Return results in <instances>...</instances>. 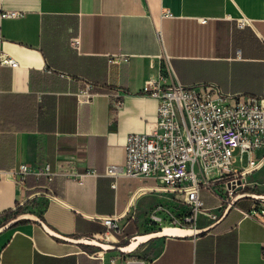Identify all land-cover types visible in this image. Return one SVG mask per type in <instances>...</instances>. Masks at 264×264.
Masks as SVG:
<instances>
[{
    "label": "crops",
    "instance_id": "crops-1",
    "mask_svg": "<svg viewBox=\"0 0 264 264\" xmlns=\"http://www.w3.org/2000/svg\"><path fill=\"white\" fill-rule=\"evenodd\" d=\"M0 49L18 63L0 69V216L34 200L29 209L61 237L102 236L100 218L130 237L150 229L162 193L154 178L107 170L125 164L128 135L154 130L152 90L262 95L264 0H0ZM87 84L93 96L81 101ZM254 157L249 180L263 193L264 149ZM46 166L51 181L37 174ZM201 198L220 205L206 190ZM218 221L102 260L23 220L0 233V264H264V202L240 199Z\"/></svg>",
    "mask_w": 264,
    "mask_h": 264
},
{
    "label": "built area",
    "instance_id": "built-area-1",
    "mask_svg": "<svg viewBox=\"0 0 264 264\" xmlns=\"http://www.w3.org/2000/svg\"><path fill=\"white\" fill-rule=\"evenodd\" d=\"M246 24L240 21L238 26ZM5 66L16 68L18 63L0 49V69ZM91 88L87 84L78 94L81 101L92 98ZM150 95L158 102L154 130L128 135L125 164L109 167L107 174L115 180L121 176L155 179L162 201L151 211L149 226L163 231L199 230L202 219L218 221L235 196L255 184L249 176L261 165L254 154L264 149V91L259 96H229L215 86L186 87L173 82L157 86ZM237 151L239 159L234 156ZM244 155L247 164L231 168L243 163ZM28 172L21 165L16 174L23 181ZM37 174L50 181L54 175L49 166ZM82 180L83 176L79 183ZM202 190L220 199L218 208L205 206ZM99 221L107 232H123L114 218ZM98 257L103 260L101 253Z\"/></svg>",
    "mask_w": 264,
    "mask_h": 264
},
{
    "label": "water",
    "instance_id": "water-1",
    "mask_svg": "<svg viewBox=\"0 0 264 264\" xmlns=\"http://www.w3.org/2000/svg\"><path fill=\"white\" fill-rule=\"evenodd\" d=\"M245 197L255 199V200L259 201V202H264V195H255V194H249V193H241V194H238L237 196H235V198L233 199V201L231 202V204L225 210V212H224L221 220L227 215V213L229 212V210L231 209V207L235 204V202H237L238 200L243 199ZM23 220H34V221L38 222L39 224H41L43 226V228L49 234H51L52 236L57 237V238L62 239V240H65V241H68V242H71L73 244L84 245V246H92V247H100L104 251L117 249L122 254L132 253L133 251H135L141 245L149 242L150 240L156 239V238H161V237L188 238V237H191V236L200 235V234L206 232L207 230H209V228L199 229V230H196V231H194V230H182L181 229V231H184V232L189 233V234L184 235V236H167V235H161L163 233V231H160V232H152V233H149V234H146V235L134 237L131 240L130 244H127L124 247H115V246L113 247V246H109V245H104V244L98 243V242H96L94 240H90L89 238H72V237L71 238L70 237L69 238L68 237L67 238H64V237H61V236L57 235L56 233H54L52 230H50L44 224V222L41 220V218L39 216H37L35 214L27 213V214H22V215L18 216L17 218L9 221L8 223L0 226V233L3 232V231H5L6 229L12 228L15 224H17L18 222H21ZM221 220H219L217 223H219ZM216 224H214V225H216ZM139 237H151V238L145 240V242L139 244L133 250H129V251L124 250L125 248L129 247L130 245H132L133 242L136 239H138Z\"/></svg>",
    "mask_w": 264,
    "mask_h": 264
},
{
    "label": "rangeland",
    "instance_id": "rangeland-1",
    "mask_svg": "<svg viewBox=\"0 0 264 264\" xmlns=\"http://www.w3.org/2000/svg\"><path fill=\"white\" fill-rule=\"evenodd\" d=\"M234 156L239 159L240 158V154L239 152L237 151ZM247 164V156L244 155V160H243V163H241L240 161L237 163V164H234L231 168H239L241 169L242 167H244L245 165ZM250 183H252V180H249ZM254 184V183H252ZM258 188V186H256L255 184L251 187V188H247L246 191L244 193H249V194H255V195H264V192H260V191H257L256 189ZM243 199H252V198H248V197H245ZM252 200H255V199H252ZM151 228L150 229H142L143 232L141 233H138V234H135L133 236H126V233L125 231L121 232V233H113V232H107L102 235V236H92V237H87L89 238L90 240H94L98 243H101V244H104V245H109V246H115V247H124L125 245L127 244H130L131 240L134 238V237H138V236H142V235H146V234H149V233H152V232H160V231H163L161 230L159 227L157 228H153L152 226H150ZM152 240H150L149 242L145 243L146 244H149L151 243ZM79 247H81L82 245H78V244H75ZM92 247V246H90ZM96 249H93V250H96L94 254H92V256H95V257H98V254L99 253H102L103 255L107 252H114V254H116L117 257H120L122 256L123 254L118 251L117 249H114V250H107V251H104L102 248L100 247H94ZM134 252V251H133ZM131 253L129 254H124V255H130Z\"/></svg>",
    "mask_w": 264,
    "mask_h": 264
},
{
    "label": "trees",
    "instance_id": "trees-1",
    "mask_svg": "<svg viewBox=\"0 0 264 264\" xmlns=\"http://www.w3.org/2000/svg\"><path fill=\"white\" fill-rule=\"evenodd\" d=\"M34 200H31L29 201L27 204H25L24 206H19V207H16V209L14 210H11L9 212H7L5 215L3 216H0V220L2 221L3 225L8 223L9 221L17 218L18 216L22 215V214H27V213H30V214H35L34 212H32L30 209H29V205L33 203ZM37 215V214H35ZM39 216V215H37ZM41 218L42 221H45L43 216H39ZM20 222H18L16 225H18ZM106 230V229H105ZM107 231V230H106ZM105 231V233H106ZM81 247L83 248H87V249H96L94 247H90V246H84L82 245Z\"/></svg>",
    "mask_w": 264,
    "mask_h": 264
},
{
    "label": "bare ground",
    "instance_id": "bare-ground-1",
    "mask_svg": "<svg viewBox=\"0 0 264 264\" xmlns=\"http://www.w3.org/2000/svg\"><path fill=\"white\" fill-rule=\"evenodd\" d=\"M189 233L181 231L180 229H175V228H166L163 233L161 235H167V236H184L187 235ZM151 237H139L138 239H136L132 245H130L129 247L125 248L124 250L129 251V250H133L134 248H136L139 244L145 242V240L149 239Z\"/></svg>",
    "mask_w": 264,
    "mask_h": 264
}]
</instances>
